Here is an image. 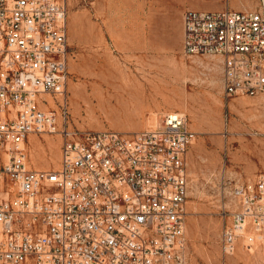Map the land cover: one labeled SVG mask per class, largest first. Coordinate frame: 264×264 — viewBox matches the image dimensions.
<instances>
[{
	"label": "built area",
	"instance_id": "obj_1",
	"mask_svg": "<svg viewBox=\"0 0 264 264\" xmlns=\"http://www.w3.org/2000/svg\"><path fill=\"white\" fill-rule=\"evenodd\" d=\"M261 1L184 13V55L203 76L220 68L227 98L264 93ZM69 61L67 0H0V264H189L187 115L132 133L71 127ZM43 133L63 140L52 170L30 162ZM231 194L224 255L264 231V173Z\"/></svg>",
	"mask_w": 264,
	"mask_h": 264
},
{
	"label": "rangeland",
	"instance_id": "obj_2",
	"mask_svg": "<svg viewBox=\"0 0 264 264\" xmlns=\"http://www.w3.org/2000/svg\"><path fill=\"white\" fill-rule=\"evenodd\" d=\"M67 2L71 127L132 133L159 125L165 113H185L196 133L188 152L189 264H264V231H246L233 254L221 249L233 187L264 173V93L227 98L220 68L203 76L201 58L169 50L180 37L179 9L219 11L228 2L258 9L262 1ZM62 144L59 134H31L30 162L57 168Z\"/></svg>",
	"mask_w": 264,
	"mask_h": 264
},
{
	"label": "crops",
	"instance_id": "obj_3",
	"mask_svg": "<svg viewBox=\"0 0 264 264\" xmlns=\"http://www.w3.org/2000/svg\"><path fill=\"white\" fill-rule=\"evenodd\" d=\"M228 4H229V7L228 8H232V7H230V4H231V5H233V8L232 9H236V10L248 9L246 6H240L236 2H234V3L228 2ZM220 7L223 8L224 7L223 4H221ZM190 8L191 7H187L186 6V7L181 8V9L178 10V17H177V20L178 21H177V25L179 27L180 37H179V39H178L177 42H173V44L171 45V47H169V50H172V51H181V50H183V22H184V13H185L186 10H188ZM158 9H160L161 12H163L162 13L163 15H165L167 17L170 16V13L168 12V10H165L160 5L158 6ZM175 21H176V19H175ZM123 34L127 38V36H129V30H125Z\"/></svg>",
	"mask_w": 264,
	"mask_h": 264
}]
</instances>
